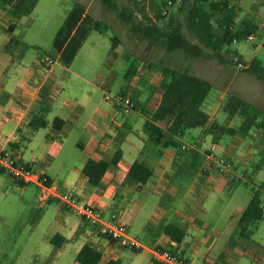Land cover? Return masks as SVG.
Returning <instances> with one entry per match:
<instances>
[{"label":"crops","instance_id":"crops-1","mask_svg":"<svg viewBox=\"0 0 264 264\" xmlns=\"http://www.w3.org/2000/svg\"><path fill=\"white\" fill-rule=\"evenodd\" d=\"M83 1L86 5L81 1L74 4L64 20L62 34L58 36L56 33L51 41L49 54L54 58L51 65L43 62L44 55L28 52V44L15 35L16 24L12 32L6 30L11 27L13 17L8 12V5H0V29L5 35L0 40V148L31 165L36 175L50 180L49 185L37 181L18 184H35L42 191L39 195L41 199L56 196L60 187L54 177L48 176L44 170L49 165L40 168L37 164L53 162L60 156L64 141L73 135L74 143L81 152L76 160L71 155L63 156L60 163L69 165L62 179L64 188H69L68 192L79 200L98 206L105 215L119 213L127 225L143 211L148 199L142 194L137 196L135 201L138 202L132 201L129 205L134 197L133 192L160 197L146 219L150 243L141 241L142 248L151 255L148 264H162L154 253L155 249L162 247L172 248L191 264H237L238 258L234 252L239 255L244 252L237 247L238 241L234 239L236 230L229 227L231 223L226 222V227L221 229L198 215L208 194V183L216 182L218 185L220 181H226L217 172L222 170L211 165L214 161L203 152V147H191L193 143L201 146L203 134L210 137L215 134L205 129L214 111L204 109L203 103L202 108L208 113L204 125L186 129L179 135L165 132L167 145L149 141L143 130V122L156 110L162 96V74L150 64L163 56L141 55L144 61L126 70L125 83L119 91L130 95L134 106L129 113H123L113 101L104 98V82L109 79L106 75L109 70L103 72L99 82H93L72 67L78 49L88 37L93 36V29L101 31L100 25L99 28L94 27L96 19L90 12L94 0ZM227 1L234 8L235 20L240 21L238 11L244 0ZM263 4L264 1H257L247 8V12L257 14L259 18L260 25L254 22L256 30L260 26L264 29ZM36 6L37 3L28 14L17 18L26 17ZM254 32L251 34L254 35ZM120 43L119 38L110 50L115 51ZM112 66L109 63L108 69ZM100 92L102 96H99ZM149 92L151 94L145 100L144 95ZM33 120L37 123L45 120L46 124L35 127L31 125ZM191 149L197 154V159ZM117 150L121 152L120 159L110 163L99 184H90L81 171L84 163L89 158L110 160ZM222 150L223 154L229 153L225 144ZM135 160L144 162L152 169V175L144 183H137L127 176L129 166ZM235 166L239 167L240 161ZM119 194L124 198H118ZM245 206L236 205L232 214L236 215V222ZM72 214L75 216L61 214L58 217V229L53 235L59 233L63 239L58 246L54 244L59 249L57 255H62L63 248L71 243L76 256L81 246L88 243L101 251L99 264H107L109 260L124 264V246L103 235L98 227L86 228L81 218L74 212ZM168 222L185 230L180 242L171 240L163 232L162 227ZM208 227V234L204 235ZM53 235L49 237L50 242ZM220 235L224 237L223 243L219 248H213ZM202 244L206 247L202 248ZM72 264L81 263L74 259ZM128 264L141 263L134 259Z\"/></svg>","mask_w":264,"mask_h":264},{"label":"rangeland","instance_id":"rangeland-1","mask_svg":"<svg viewBox=\"0 0 264 264\" xmlns=\"http://www.w3.org/2000/svg\"><path fill=\"white\" fill-rule=\"evenodd\" d=\"M79 1L84 2L83 0H38L32 13L24 18H12V22L17 25L15 35L28 44L29 53L44 55V57L52 56L49 54L52 48L50 43L60 27L63 26L64 20L74 4ZM168 1L117 0V5L110 7L101 0H94L90 12L93 13L94 19L99 21L101 31L93 29V36L88 37L84 45L78 49L72 67L78 69L82 75L93 82H99L103 78V72L109 70L106 74L109 79L105 80L104 89L111 95L122 92L119 91V88L125 83L126 70L131 65L144 61L141 55L144 57L151 55L156 58L163 56L159 60L165 64L208 79L212 83V87L203 101L204 109L214 111V113L208 120L205 129L212 130L215 134L212 137L203 134L201 147L206 149L212 142H216V154L231 161L232 165L231 169H226L218 166L220 165L218 163L211 164L221 168L222 171L217 169V172L226 181H220L218 185L216 182L208 183V194L202 203L203 209L198 215L204 217L211 224L217 225L218 228L224 229L227 222L231 223L229 227L236 230V215H232L235 213L236 205L240 204L244 207L251 197V187H258L264 181V82L243 71L242 67L235 63V60L239 56L248 63L256 57L264 65V46L262 45L264 29L260 26L255 30L252 40L244 38L231 42L228 51L223 49V54L232 59V62L221 63L216 58L191 57L181 50L168 52L158 42L133 32L131 24L124 22L118 14L121 7L126 6L131 10L132 18L135 21H152L156 13L167 9L164 18L158 20L159 24H163L170 14H176L178 19L183 22L184 13L178 11L181 0H171L170 4ZM257 1L264 0H244L238 11L240 20L250 19L253 23L260 25L257 14L247 12L249 5H254ZM261 9L264 10V4ZM10 20L11 17L8 21ZM213 23L216 25L215 18ZM183 31L191 40L197 41L185 25H183ZM3 36L5 35L0 29V40ZM114 36L120 38L121 43L115 51H112L110 49ZM205 49L209 51V49ZM146 59L149 60V58ZM159 60L154 59V63ZM243 61L242 64H244ZM109 63L113 64V68L108 69ZM80 84L87 86L82 82ZM231 93L258 106L262 113L257 120L259 125L254 124L244 135L220 133L211 127L215 123L238 129L248 116V112L244 109H239L233 115L227 112L228 95ZM98 94L102 96L101 92ZM150 94L149 92L144 95L145 100L149 98ZM64 142L60 156H57L53 162L51 160L50 164H37L40 168L49 165L44 170L48 176L54 177L55 182L59 185L58 194L68 192L67 189H69L64 188L62 183L69 165L61 164L60 159L63 156L71 155L76 160L81 152V149L74 143L73 135ZM224 144L229 149V153L225 152V155L222 150ZM239 161L240 166L236 168L235 165ZM41 193V189L39 190L33 183L20 185L17 181L10 179L6 173H0V264H72L74 262L75 248H71V243L66 244L62 255H57L59 249L49 241V237L58 229L57 221L61 214L75 215L64 207L57 196L41 199L39 196ZM133 194V200H130L129 205L142 194L148 199L143 211L127 224L128 232L140 241L150 243L148 242L149 229L146 219L150 210L159 202L160 197L156 194L147 196L145 193L136 191ZM122 197L121 194L118 195V198ZM230 214L231 216H229ZM109 215H104V217L107 219ZM85 227L100 228L98 224L86 223ZM206 230L204 235L208 234L209 227ZM251 230L252 234L248 239L243 240L237 233L234 236V239L238 241L237 247L244 252L241 255L234 252L238 258L237 264H264V218L256 221ZM223 241L224 237L220 235L213 248H219ZM205 247L206 245L202 244V248ZM150 256V253L143 248L133 250L131 247H125L122 261L124 264H128L135 259L141 264H148L151 262Z\"/></svg>","mask_w":264,"mask_h":264},{"label":"trees","instance_id":"trees-1","mask_svg":"<svg viewBox=\"0 0 264 264\" xmlns=\"http://www.w3.org/2000/svg\"><path fill=\"white\" fill-rule=\"evenodd\" d=\"M37 1L0 0V5H8V12L12 17L17 18L28 14ZM101 1L110 7L117 5V0ZM178 11L184 13L183 22L178 19L176 14H170L163 24L158 23V20H162L165 16L163 12L156 13L152 21H135L132 18L131 10L126 6L121 7L118 14L124 22L131 24L133 32L158 42L168 52L181 50L191 57L216 58L221 63L232 62V59L223 54V49L228 51L231 42L246 38L257 27L250 19L236 21L234 8L229 6L227 0H181ZM213 17L216 25L213 23ZM10 25L11 27L6 29L8 32L13 31L15 23L11 22ZM98 25H100L99 21L95 20L94 27L99 28ZM183 25L197 41L187 37L183 31ZM62 30L63 26L60 27L57 34H61ZM112 39L113 45H116L119 38L114 36ZM262 45L264 46V40ZM242 61V58L238 56L235 63ZM150 66L159 69L162 74L160 83L162 96L156 110L144 120L143 130L149 141L167 145L168 142L164 141L165 132L171 135H179L186 129L201 126L207 122L208 113L202 108V104L212 87V83L208 79L189 71L178 70L165 64L162 60L151 63ZM242 70L264 82V65L260 63L258 58L254 57L250 62H244ZM226 107L227 112L231 115L239 109H244L248 112V116L238 129L214 123L211 127L216 131L230 135L236 133L244 135L254 124L259 125L257 120L262 114L260 108L243 100L238 95L229 94ZM44 124H46L45 120L38 123L34 120L31 121V125L35 127ZM191 152L195 154L192 149ZM120 157L121 152L117 150L110 160L89 158L81 171L90 184L97 185L110 163H116ZM197 157L195 154L194 158L197 159ZM151 175V167L139 160L133 161L127 172V176L137 183H144ZM44 184H50L47 177ZM251 189L252 196L238 217L235 231L243 240L250 238L251 227L254 223L264 218V181L258 187L252 186ZM162 229L171 240L177 243L185 235V230L172 222L164 224ZM62 239L63 236L57 233L52 236L51 242L58 246ZM101 256L99 249L84 243L78 250L75 259L81 264H99ZM107 264H119V262L109 260ZM212 264L222 263L214 262Z\"/></svg>","mask_w":264,"mask_h":264},{"label":"built area","instance_id":"built-area-1","mask_svg":"<svg viewBox=\"0 0 264 264\" xmlns=\"http://www.w3.org/2000/svg\"><path fill=\"white\" fill-rule=\"evenodd\" d=\"M171 2V0L168 1L169 4ZM163 13L166 14L167 9H164ZM246 38L248 40H252L253 34L247 35ZM43 62L46 65H51L54 62V58L53 56L46 55L43 59ZM237 65H239V67H244V64L241 62H238ZM104 98L113 101L123 113H129L133 109L134 102L128 94L116 92L115 94L111 95L106 92L104 94ZM191 147L200 148L201 146L197 143H193ZM216 148L217 144L212 142L208 148L203 149V152L211 161L220 164L218 166L231 169V161L226 160L219 154H216ZM1 172L6 173L13 180L20 183L37 181L38 183L44 184V180L46 179L45 176L36 175L31 165L19 160L9 152L0 148V173ZM56 196L66 209L76 213L86 224H98L100 227V232L111 240L117 242L119 245L131 247L136 250L142 248L143 245L141 241L129 234L127 225L121 219L119 213L112 212L109 215V218L106 219L101 208L79 200L72 193L63 192L56 194ZM154 253L162 264H191L185 258L181 257L178 253L169 249L168 247L157 248L155 249Z\"/></svg>","mask_w":264,"mask_h":264}]
</instances>
